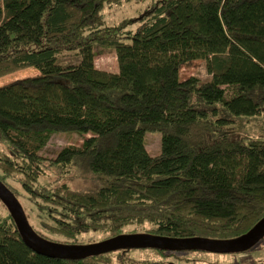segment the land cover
<instances>
[{
    "label": "trees",
    "instance_id": "16d2710c",
    "mask_svg": "<svg viewBox=\"0 0 264 264\" xmlns=\"http://www.w3.org/2000/svg\"><path fill=\"white\" fill-rule=\"evenodd\" d=\"M124 1L0 0V78L38 70L0 85V179L32 228L59 243L249 232L264 217V139L236 123L264 109V0H158L130 30L104 15ZM96 46L115 48L118 72L97 67ZM66 54L78 61L62 64ZM197 59L210 76L181 78ZM73 130L90 135L42 153ZM157 130L151 155L144 135ZM75 171L89 188L61 181ZM188 251L49 257L27 245L0 199V264H173L164 258Z\"/></svg>",
    "mask_w": 264,
    "mask_h": 264
},
{
    "label": "rangeland",
    "instance_id": "374dc122",
    "mask_svg": "<svg viewBox=\"0 0 264 264\" xmlns=\"http://www.w3.org/2000/svg\"><path fill=\"white\" fill-rule=\"evenodd\" d=\"M158 0H146L144 2H136L135 0L124 1L121 5L106 6L104 15L110 25L117 24L124 30L135 29L136 23L132 22V18L138 17L147 9L157 5ZM95 63L97 67L119 71L117 54L114 47L96 46L94 48ZM78 58L73 54H66L61 57L62 64L76 63ZM36 68H27L16 71L0 78V85L36 74ZM192 75L201 78H208L210 74L207 71L204 59H197L184 64L180 69L181 78H187ZM236 132L247 138L264 139V109L262 114L256 116L242 115L237 118ZM90 133L78 130L57 132L51 136L42 153L48 156H55L59 150L68 144L80 145L85 137ZM145 146L151 155L160 153L161 150V132L146 131L144 135ZM4 146L0 145V150ZM51 180V179H50ZM61 181L68 182L71 186L81 189L89 188L88 180L78 177V172L67 174L61 178ZM128 234V233H125ZM89 236V235H88ZM86 236V240L95 237L100 239L103 235L95 233L91 239ZM99 242V241H97ZM94 243V242H93ZM263 246V247H262ZM173 264H263L264 263V236L251 249L244 252H212L207 250L193 249L188 252H178L176 255L164 258ZM180 259V261H178ZM182 259V260H181Z\"/></svg>",
    "mask_w": 264,
    "mask_h": 264
},
{
    "label": "water",
    "instance_id": "95a60500",
    "mask_svg": "<svg viewBox=\"0 0 264 264\" xmlns=\"http://www.w3.org/2000/svg\"><path fill=\"white\" fill-rule=\"evenodd\" d=\"M0 199L14 218L22 238L34 251L54 258L76 259L125 248H158L170 251L207 250L212 252H244L264 236V217L247 233L229 239L175 238L150 233L120 234L89 244H66L39 235L29 223L16 195L0 179Z\"/></svg>",
    "mask_w": 264,
    "mask_h": 264
}]
</instances>
